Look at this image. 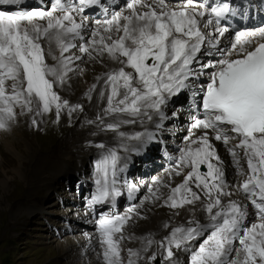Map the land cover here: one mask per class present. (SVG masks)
<instances>
[{"label":"snow or ice","instance_id":"obj_1","mask_svg":"<svg viewBox=\"0 0 264 264\" xmlns=\"http://www.w3.org/2000/svg\"><path fill=\"white\" fill-rule=\"evenodd\" d=\"M24 3L0 0V6L17 8L0 10V130L8 131L18 115L34 114L31 124L39 128L35 117L53 109L55 123L62 111L70 120L74 112L83 111V105L70 104L55 90L82 59L72 49L90 59L107 56L119 65L97 77L85 95L90 100L103 80L107 106L97 120L104 124V116L131 117L104 124L122 139L139 142L131 149L122 143L125 152H139L156 133L145 129L126 135L119 131L121 123L134 124L139 117L141 123L147 120L163 130L165 121L174 122L180 115L175 108L170 115L166 111L172 98L190 93L188 135L178 155L170 157L174 166L168 172L169 180L182 176V181L172 187L153 178L156 187L149 186L145 199L163 198L172 209L199 202L205 217L172 226L160 241L144 238L143 248H129L125 260L120 242L139 206L128 207L123 215L101 212L94 224L104 264H139L141 252L153 243L161 264H180L174 249L188 253V264H264V27L237 30L229 39L233 33L222 21L236 12L227 2L208 0H124L119 11H109L104 0H48L30 9L21 7ZM97 9L103 18L89 15ZM44 42L58 48L55 64L46 62ZM205 75L207 80L201 81ZM213 140L227 147L241 175L243 153L248 172L239 190L252 211L231 199L224 161ZM230 141L236 142L229 146ZM120 162L114 148L95 161L96 190L87 201L93 212L96 205H115L121 196L118 173L127 163ZM161 188L169 189L166 197ZM136 191V185H128L129 199ZM157 259V252L148 257L149 262Z\"/></svg>","mask_w":264,"mask_h":264},{"label":"rangeland","instance_id":"obj_2","mask_svg":"<svg viewBox=\"0 0 264 264\" xmlns=\"http://www.w3.org/2000/svg\"><path fill=\"white\" fill-rule=\"evenodd\" d=\"M30 1L26 0L24 8H31L25 7ZM47 2L48 0H45V5H47ZM7 9H9L7 6L0 8V10ZM14 10H17V8ZM258 28L260 27L255 29ZM231 32L233 33L232 37H234V31ZM90 61L93 60L90 59ZM69 96L76 98L75 95L69 94ZM177 106H179L177 103H173L168 106L166 111L170 115L172 109H176ZM94 112L99 113L96 110ZM95 113H90L88 107L87 109L83 108L82 112H74L71 117L72 120H70L67 112L62 111L61 122L55 123V111L53 109L51 113L35 117L39 121V128L36 129V127L30 124V127L26 128L27 130L24 129L23 136L15 137L13 135L6 142L0 141V153L4 154V158L0 156V264H94L92 260L93 256L84 260V257L78 258L76 256L74 247L69 250H66V247L70 246L72 244L71 241L76 237L93 232L92 227L89 225L90 220L84 212L89 197L95 192V161L97 157L100 158L106 154L109 149L114 148L118 153L123 151L122 148H116L120 147L123 141L120 142V145L110 143V141L116 138V133L105 130L104 124L119 122L121 119L126 118L119 116H115L111 120L106 118L104 124L98 125L97 122L93 124L92 115ZM32 118L33 116L30 120ZM88 121H93V123H88ZM145 122L146 120H144ZM172 123L165 121L163 130H157L153 124H151L150 128H152L151 131L154 129L153 132L160 133L164 139V137L167 138L172 133V130L169 129ZM20 124L23 126L24 122H20ZM123 124L121 123L120 125ZM83 125L86 129L82 134V141L75 148L77 155L74 154V156L68 158V154L64 152L67 149L69 138L72 134V131L68 129L77 127L79 131H82ZM89 126L94 128L95 131L91 130L92 132H87ZM137 127L135 123L131 124L129 134L127 135H131L132 129H136ZM18 128L21 129L22 127L19 126ZM10 130L11 128L8 131ZM121 130L122 128L119 129L120 132ZM62 131H65L66 138H64L65 136ZM59 134L62 135L60 136ZM158 135L156 134V139L154 140L160 139ZM153 141L151 142V146H148L144 151H139L140 153L147 151V153H151V157H147L146 155L140 157V154L134 155L131 151L130 154L129 151H123L124 158H127L126 162L129 164L127 168L131 167V172H127L126 180L136 185L145 182L144 186L139 185L140 192L138 195L133 197V199H129V196H126V193L121 191L122 194L117 198L118 202H116L115 206L111 204L96 205L93 216V218L97 219L98 215L106 210L108 211L106 213L112 214L111 210H113L115 214H118V212L127 211L128 207L132 205L139 206V215L133 213L132 219L126 224V228L129 225L131 229L141 233V235L138 234L136 236L137 242L134 249L140 248V238L150 230L146 226L145 216H158L159 221L157 223L159 225L163 219V209L166 210V216L171 223L168 224L169 227L162 229L160 235V240H162L163 237L169 234L172 226H177L179 222H183L181 216L184 213L183 211L186 210L185 207L172 209L165 206L163 198L155 201L145 199V197L149 196V186L153 187V178L159 173L166 171L161 170V168H166V165L174 166L173 159H170V157L174 158L172 154L173 148L166 149V146L163 145L160 147L159 141H157L156 146H153ZM128 142L125 139L123 144L128 145ZM60 143L64 144L62 148L57 147ZM134 143L136 146H139V142ZM230 143L233 144L234 142L230 141ZM99 144H103L105 147L98 148L97 145ZM147 145H150V143ZM128 147L130 148V146ZM53 154L56 156H52ZM164 155H167V157ZM164 159L167 160L165 161ZM165 162H167L166 165ZM240 165L245 173L244 175L239 174L237 168H233V170L227 173V179L231 185L233 184L231 186L233 189H237V185L242 183L247 177L248 169L244 165ZM139 169H147L148 175H151V178L144 182L140 181L138 178L141 177L137 172ZM202 171L206 170L202 167ZM143 175L144 172L141 171V176ZM163 176L166 175L163 174ZM2 182L6 183L4 191L1 188ZM179 183L180 176H173L169 180V184H172V187H175ZM166 189L168 188H161V192L165 195L164 197L167 196ZM236 195L238 196L237 191ZM242 197L250 204L245 194H242ZM126 211L121 215L125 214ZM189 214L188 220L193 218L194 210ZM170 218L176 220L175 223ZM123 235L125 236V232H123ZM97 245H99L98 239ZM120 246L122 249L121 255L126 260L127 248H132V244L125 238L120 242ZM98 248H101L100 245ZM174 252L179 257L178 253L180 251L174 250ZM152 253L153 251L146 252V257L140 264H155V262L156 264H161V256L158 251L157 261L149 262L148 257ZM180 254L183 258L181 264H188L187 254L183 251Z\"/></svg>","mask_w":264,"mask_h":264},{"label":"bare ground","instance_id":"obj_3","mask_svg":"<svg viewBox=\"0 0 264 264\" xmlns=\"http://www.w3.org/2000/svg\"><path fill=\"white\" fill-rule=\"evenodd\" d=\"M114 1L116 2V7L114 9H110L109 8V11H113V10L119 11V10L124 8V2H121L119 0H114ZM228 1L230 2V0H228ZM25 2H26V0H25ZM211 2H212V0H208L209 4H211ZM41 4H42V6H45V0H43V2H41ZM235 5L239 6L240 7V11H241L240 12L239 10H237L239 14L241 13L240 14V16H241L240 18L241 19L239 20L238 24H243V22H246V20H248L247 21V25H248V27H250L249 30H255V28H257V27H264V0H248V6L247 7L243 6V4L241 2H235ZM42 6H39V7H42ZM1 7L2 6H0V8ZM21 7L24 8V4ZM89 15L93 16V17H96V18H103V15H99L98 12H93L92 14H89ZM250 18H255V20L254 21H249ZM236 28H237V26H235V29ZM249 30L240 29L239 31H249ZM233 38L234 37H230L229 39H233ZM77 43H79V41ZM43 47L45 49L46 62L49 63V64H55L56 61L53 60V57L54 56H57V57L59 56V50L56 47L55 43H53L51 46H49V44L47 42H44L43 43ZM71 51H72L73 54L81 56L82 59L75 61V64L72 66L74 70L69 72L68 78L66 79L65 83L63 85H57L55 90L60 94L62 99L68 100L69 103L72 104V105L81 104V105H83V108H85V109H87V107H88L90 109V113H95L94 110L99 111L98 114L95 113V114L92 115V119L94 120L93 124H95L97 122L98 125H102L101 122L99 120H97V116L98 115H100V116L104 115L103 110L107 106V93H108V90L104 86L103 80H101L98 83L97 90L93 91L91 93V99L90 100L86 97L85 94L88 92L89 87L93 83L97 82V80H96L97 77H103L104 74L107 71H109V70H111L113 68H117V67H119V65H117L115 62L111 61L107 56H104V57L98 58V59H92L93 61H90L88 56L79 53V51L77 49H72ZM81 69L83 71H80ZM200 80L201 81L207 80V76L206 75L202 76L200 78ZM101 90H103L105 92V95L103 97L100 96V91ZM69 94L70 95H75L76 98H72L71 96H69ZM190 99H191L190 93H188L187 91H184L179 96L172 98V101L179 105V106L176 107V109L179 110L180 115H179V117L174 119V122L172 123V126L170 125L169 129L172 130V133L170 135H168L167 138L164 137V139H163V136H161L160 133L156 132V134H159L158 138H160V139H157V140L153 141L154 142L153 146L154 145L156 146L157 145V141H159L160 142V144H159L160 147H162V145L166 146V149H169V148L172 147L173 148V150H172L173 153L172 154H173L174 157H176L178 155L177 149L179 147L183 146V143H184L183 137L188 135L187 127H188V123H189V120H190V118L188 116ZM173 102H170L169 105H172ZM17 111H19V110H17ZM32 116H33V114L18 115L17 121L11 126V130L10 131H1L0 132V141L2 140L1 142H6L7 139L8 140L11 139L10 137H12L13 135L15 137L23 136L22 133H23L24 129H26L28 126L30 127L31 120H32V119L30 120V118ZM73 117H75V116L73 115ZM114 117L115 116H104V120L106 118H109L111 120V118L114 119ZM125 119H131V117H126ZM135 119H136V123L135 124L138 127L136 129H132V131L130 133L134 134L136 132L144 131L145 129L151 131L152 128H150V127H151L152 123L148 122L147 120H146L147 123L146 122L145 123L144 122L141 123L139 117H137ZM20 122H24V125L22 126L20 124ZM65 123H67V122H65ZM19 126H21L22 128L19 129L18 128ZM130 127H131V124H128V123H124L123 125H120V128H122L121 132H124L126 135L129 134ZM12 128H13V130H12ZM85 129L86 128H85L84 125H83V130L82 131H79V129H77V127H74V129H72V128L68 129V130L72 131L71 132L72 133L71 137L69 138V144L67 145V149H65V151H64V152H66L68 154L67 155L68 158H71L72 156H74V154L77 155V153L75 152V148L77 147V144L80 141H82V139H83L82 138L83 137L82 134L85 132ZM91 130L95 131L94 128L89 126L88 129H87V132L91 131ZM152 131H154V129ZM30 132H31V130H30ZM60 133H61V131H60ZM62 133L65 136L64 138H66L65 131L64 132L62 131ZM115 133H116V138L114 140L110 141V143H114L115 145H120V142L121 141L124 142L125 139H122L119 136V132H115ZM200 134H201V130H196V135H200ZM209 134L212 135L211 134V130H209ZM27 135H28V133H27ZM59 135L61 136L62 134H59ZM128 141H129L128 145L127 144L126 145L130 146V149L132 148L133 145H136L134 142L138 143V141H134V140H131V141L128 140ZM212 142L214 143V145H215V147H216V149L218 151V154L220 155L221 159L224 161V165H225V169H226V175H227V173L230 172L231 170H233V168H236L235 164L233 163L232 157L228 154V149H227V147H225V145L222 142L215 141V140H213ZM233 142L235 143L236 141H233ZM231 144L232 143H229V146H231ZM48 145H50V144H48ZM52 145H53V142H52ZM63 146H64V144L60 143L57 147L58 148H62ZM148 146H151V143H150V145H146V146L140 147V151H144L146 148H148ZM116 148L120 149L121 146L120 147H116ZM131 152L134 155H139L140 154L139 155L140 157H144V155H146L147 157H151L152 156L151 153H147V151H145V153L144 152L140 153V152H137V151H131ZM118 154L121 157L120 164H121V166H123L125 163H127L125 158H124L125 155L123 154V151H120ZM129 154H130V151H129ZM3 155L4 154L0 153L1 158H4ZM52 156H56V155L53 154ZM164 156L167 157V155H164ZM97 159H99V157H97ZM240 159L242 160V162L240 160V164H242V166L244 165V167L247 168V163H246V160L243 158V153L242 152L240 153ZM164 160L166 161L167 159H164ZM166 164H167V162H165V165ZM127 165H129V164H127ZM170 167L171 166H167L166 165V168H163V169L161 168V170H166L167 172L164 171L162 173H159L156 177L160 178L165 183H169L168 172L172 168V167L171 168ZM130 169H131V167H128V168L125 169V171L118 173V187L121 188V191L126 193V196H128V185H132L131 183H129L128 180H126L127 172H131ZM141 171L144 172L143 176H141ZM137 172L140 174L141 178H138L140 181L144 182L145 180L151 178V175H148L149 172H148L147 169H139V170H137ZM163 174H165L166 176H163ZM121 175H122V177H121ZM181 181H182V176H180V182ZM228 183L230 185L228 190L233 193V195L231 196V199L239 200L242 203L248 204L250 211H252L251 205L249 203H247L243 199L242 194H244V193L241 190H239V188H238L239 185H237L238 186L237 189L236 188L233 189L231 187L233 184L231 185L230 181H228ZM144 184H145V182L143 184H139V185H143L144 186ZM237 184H238V182H237ZM134 185H136V184H134ZM139 185L138 184L136 185L137 188H138V191H136L133 194V197L138 195V193L140 192L139 191ZM5 187H6V183L2 182L1 188H2L3 191L5 190ZM80 187H82V186L80 185ZM153 187H156V186L153 185ZM94 188L96 190V186ZM166 190L167 191H165V192L168 194L169 190L168 189H166ZM236 191L238 192V196L236 195ZM89 199H90V197H89ZM227 199L228 198H225V200H227ZM185 208H186V210L183 211L184 213L181 216V218H182L181 220L183 222H181V223L177 222L179 225L180 224H184V223H186L188 221L187 218L190 215L189 213L192 212V210H194V216L196 218H204L205 217V213L202 211V207L199 204V202L196 205H194V206L185 205ZM125 211L126 210H124L122 213H124ZM106 212H108V211L106 210L105 213ZM111 212H112V214H115L113 210H111ZM122 213L118 212V214H122ZM84 214L89 218V220H90L89 225L93 229L92 233H87L88 236L91 237V240H89L86 237V235H85L86 233L82 234V235L76 237L75 239H73L71 241L72 244L70 246L66 247V250L72 249L74 247L75 251H76V256L78 258L84 257V260H85L86 258H89V257L93 256L92 260H93L94 264H104L102 255H99L100 253H102V249L98 248L99 245H97L98 234L96 232L95 224H94V221L96 220V218H93L94 212L91 211L86 206V210H85ZM166 215H167V212H166V210L163 209V219L159 223V225L157 223V221H159L158 220V216H156V215L145 216L146 217V222H147L146 226L150 230H149V232L146 235H144L142 238H140L141 241H140V248L139 249L143 248V240L146 237H151L155 241H159L160 240V235H161L162 229L165 227L166 224L168 225L169 223H171V222H169V218H167ZM98 217H99V215H98ZM170 220L173 221L174 219L170 218ZM175 221L176 220H174L173 222L175 223ZM163 222H164V224H163ZM126 226L127 225H125V229H124L125 230L124 231L125 232V236L124 237L131 242L132 249H134L135 245H136V242H137L136 241V238H137L136 236H138V234L141 235V233H139L137 230L131 229V227L129 225H128V228H126ZM129 237H131V239H129ZM127 249H129V248H127ZM151 251L157 252V245L155 243H153V245L147 250V252H151ZM180 253H181V251L178 253L179 254L178 258H179V261H180V264H181L183 262V258H182V255ZM186 254H187V257L189 259L188 253H186ZM145 257H146V252L142 251L141 252V259L139 261V264L145 259ZM188 259H187V261H188Z\"/></svg>","mask_w":264,"mask_h":264}]
</instances>
